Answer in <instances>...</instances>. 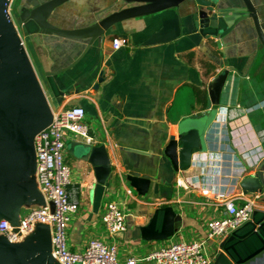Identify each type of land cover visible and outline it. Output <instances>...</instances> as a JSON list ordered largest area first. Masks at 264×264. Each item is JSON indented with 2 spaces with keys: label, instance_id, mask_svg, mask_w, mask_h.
<instances>
[{
  "label": "crops",
  "instance_id": "crops-1",
  "mask_svg": "<svg viewBox=\"0 0 264 264\" xmlns=\"http://www.w3.org/2000/svg\"><path fill=\"white\" fill-rule=\"evenodd\" d=\"M43 1L11 0L10 13ZM233 2L237 5L239 0ZM252 2L264 31V0ZM190 6L192 0L124 20L87 50L86 39L22 34L51 112L82 107L84 123L94 139L90 144H103L111 165L104 187H98L93 167L79 158L78 144L84 139L71 134L65 138L71 166L67 190L78 204L67 230L71 251L84 250L90 239L113 241L119 260L134 257L139 264H149L141 259L165 243L205 239L207 223L224 215V206L216 199L218 192L257 195L256 217L264 213V47L250 18L238 22L221 38H203L194 27ZM122 7L120 0H69L52 12L49 21L64 29L82 28ZM120 38L127 43L113 49V39ZM224 67L231 70L220 102L212 105L208 82ZM103 68L104 79L95 88ZM47 77L56 82L54 91ZM169 102L171 125L167 126L164 116ZM183 120L185 128H204L205 146L192 165L175 176L156 145L167 133L176 135L177 124ZM131 159L148 166L147 173L157 179L143 196L125 179L128 167L124 163ZM212 164L217 167H210ZM251 176L259 178L262 190L244 193L239 181ZM199 179L204 188L197 186ZM32 184L35 193L18 206L13 225L43 202L37 184ZM235 201L242 203V199ZM109 202L117 203L126 213L125 231L112 237L100 220ZM165 206L181 217L180 228L164 240L143 239L141 227L155 209ZM226 237L207 240L204 251L210 261ZM1 239H5L3 233Z\"/></svg>",
  "mask_w": 264,
  "mask_h": 264
},
{
  "label": "water",
  "instance_id": "water-1",
  "mask_svg": "<svg viewBox=\"0 0 264 264\" xmlns=\"http://www.w3.org/2000/svg\"><path fill=\"white\" fill-rule=\"evenodd\" d=\"M11 0H0V220L11 224L16 219L17 208L35 193L34 135L45 128L52 119V112L37 73L34 71L22 34L42 33L69 39L88 40L87 48L116 24L136 17L154 14L168 8L178 7L188 0H120L124 7L111 12L92 25L64 29L49 21L52 12L69 0H45L31 9L10 13ZM194 27L206 39L221 38L238 22L250 18L257 37L264 47V31L252 0H192L189 10ZM225 64V62H224ZM66 70V69H65ZM231 69L224 67L207 86L209 102H220L222 89ZM64 71V70H62ZM61 72V71H60ZM101 69L97 84L104 79ZM54 76V73H49ZM52 91L56 82L49 77ZM58 93L62 94L60 91ZM165 108L164 120L171 125ZM184 127V120L177 124V134L167 133L163 142L156 145L157 152L165 156L173 174L192 165L193 158L205 146L204 128ZM80 156L88 162L95 174V185L102 188L110 174L111 165L103 144L79 143ZM140 152V151H139ZM143 153V152H140ZM128 167L125 179L138 195H145L156 177L149 167L139 160L124 163ZM239 185L244 193L262 190L258 177H243ZM41 205L44 204V198ZM181 226V217L170 206L154 210L147 224L141 227V237L147 240H164L171 237ZM220 248L209 264H264V213L233 230L220 243ZM48 226H38L35 232L19 243L0 240V264H57L50 255Z\"/></svg>",
  "mask_w": 264,
  "mask_h": 264
},
{
  "label": "built area",
  "instance_id": "built-area-1",
  "mask_svg": "<svg viewBox=\"0 0 264 264\" xmlns=\"http://www.w3.org/2000/svg\"><path fill=\"white\" fill-rule=\"evenodd\" d=\"M124 38L113 39V49L125 45ZM85 111L74 106L52 113L50 123L33 137L35 154V182L42 193L44 204L29 211L15 225L6 219L0 220V233L9 243H19L32 235L38 226L50 230V255L57 264H139V260L128 257L119 260L116 244L90 239L82 251H71L67 246V230L72 214L78 211V204L67 190L70 184V168L64 162L65 138L71 134L84 142H94L84 123ZM209 163V162H208ZM207 163V164H208ZM217 165L212 164L210 167ZM198 187L204 188V181L198 180ZM217 201L224 206V215L210 220L206 225L205 239L187 241L175 239L150 251L143 259L149 264H209L205 254L207 240L230 234L249 221L257 205V195L247 197L242 193L218 192ZM242 199V203L235 200ZM126 213L115 202L106 204L100 220L109 236L121 234L126 229Z\"/></svg>",
  "mask_w": 264,
  "mask_h": 264
},
{
  "label": "rangeland",
  "instance_id": "rangeland-1",
  "mask_svg": "<svg viewBox=\"0 0 264 264\" xmlns=\"http://www.w3.org/2000/svg\"><path fill=\"white\" fill-rule=\"evenodd\" d=\"M13 10H11V15L13 16ZM85 119V118H84ZM84 122H85V120H84ZM63 154H64V162L69 166V168L71 169V166H70V164H69V160H67V158H66V149L64 150V152H63ZM165 244H167V243H165Z\"/></svg>",
  "mask_w": 264,
  "mask_h": 264
}]
</instances>
